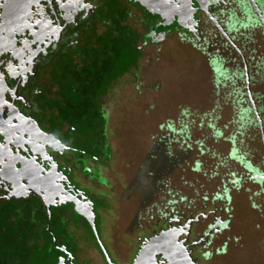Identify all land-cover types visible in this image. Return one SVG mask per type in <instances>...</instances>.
Wrapping results in <instances>:
<instances>
[{"label": "flooded vegetation", "instance_id": "af4514ba", "mask_svg": "<svg viewBox=\"0 0 264 264\" xmlns=\"http://www.w3.org/2000/svg\"><path fill=\"white\" fill-rule=\"evenodd\" d=\"M181 1L166 0L165 9L160 0H28L8 20L0 0V264H133L152 238L174 228L181 230L169 244L193 264H264L252 241L264 232V203L245 205L261 209L254 231L233 228L230 203L195 213L169 203L131 236L114 231L115 112L143 109L138 95L152 99L147 110H160L150 55L174 36L201 50L217 83L242 81L238 120L259 131L261 160L250 159L254 148L241 152L235 137L229 158L264 192V117L250 67L251 38L264 35V0H189L185 12L175 9ZM146 78L157 81L146 87ZM164 127L170 146L178 132L170 121ZM223 194L218 201L228 202ZM159 249L146 264H171Z\"/></svg>", "mask_w": 264, "mask_h": 264}, {"label": "rangeland", "instance_id": "374dc122", "mask_svg": "<svg viewBox=\"0 0 264 264\" xmlns=\"http://www.w3.org/2000/svg\"><path fill=\"white\" fill-rule=\"evenodd\" d=\"M251 40L252 88L257 99L260 98L257 103L264 117V35H255ZM150 58L160 72V110H147L145 104L152 103V99L138 95L136 104L139 107L144 104L143 109L128 106L115 112L113 167L120 177L115 181L119 218L114 231L121 237L131 236L150 224L159 211L168 210L169 203H177V210L188 213L203 210L211 203H230L236 207L235 212H230L233 228L245 231L248 227L247 231H254L259 223L256 214L261 209L250 213L245 205L264 203V192L257 184L245 180L239 164L229 158L235 137L241 152L254 148L250 159L258 164L261 160L259 131L241 125L238 120L239 95L235 88L244 87L242 81L217 83L201 50L181 41L179 36L163 43ZM144 80L146 87L157 81ZM132 93L136 95L135 91ZM168 121L178 132L171 134L170 146L164 127ZM81 127L82 132L87 131ZM237 178L243 179L240 185L233 184ZM224 191L229 196L228 202L217 199ZM254 240L264 249V232L253 235Z\"/></svg>", "mask_w": 264, "mask_h": 264}, {"label": "water", "instance_id": "95a60500", "mask_svg": "<svg viewBox=\"0 0 264 264\" xmlns=\"http://www.w3.org/2000/svg\"><path fill=\"white\" fill-rule=\"evenodd\" d=\"M28 0H6V9H7V19L9 20L11 17L18 16L19 13L25 10ZM141 1V0H136ZM154 1V0H151ZM166 0H160L162 3V8H167ZM182 2V1H181ZM186 5H185V4ZM253 7L257 9L258 13L259 9L257 8L256 4H253ZM190 8V1L186 0V2L183 0L179 8H175L176 10H181L185 12V10H189ZM262 18V16H261ZM264 20V18H262ZM264 23V22H262ZM246 81L248 83V77L246 78ZM260 120V118H259ZM92 226L95 230L94 222L91 220ZM181 228H174L167 230L161 234V236L152 238L146 246H144L140 251L135 259L133 264H146L149 260H152L155 258L156 254L160 252L159 247L164 246L165 250L169 251L168 257L171 259V264H193L191 258L188 256V254L181 250V251H175L174 244H169L171 241L177 240V236H174L175 232L180 231ZM161 241L163 242V245H161ZM178 248V246L176 245Z\"/></svg>", "mask_w": 264, "mask_h": 264}]
</instances>
